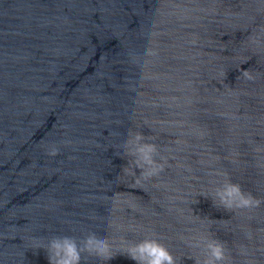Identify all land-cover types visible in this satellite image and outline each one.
Listing matches in <instances>:
<instances>
[{"label": "water", "instance_id": "1", "mask_svg": "<svg viewBox=\"0 0 264 264\" xmlns=\"http://www.w3.org/2000/svg\"><path fill=\"white\" fill-rule=\"evenodd\" d=\"M130 132L167 161L148 181ZM225 178L260 204L215 206ZM92 233L114 256L81 264L151 234L177 264L200 237L264 264V0H0V264Z\"/></svg>", "mask_w": 264, "mask_h": 264}, {"label": "clouds", "instance_id": "2", "mask_svg": "<svg viewBox=\"0 0 264 264\" xmlns=\"http://www.w3.org/2000/svg\"><path fill=\"white\" fill-rule=\"evenodd\" d=\"M154 139L145 137L140 132H130L129 138L125 141L123 147L124 155L129 157L122 172L134 177L139 183L148 181L164 171L167 161L161 157L163 162H158L155 157L158 155L157 145L145 142ZM57 149L52 148L48 155L55 156ZM135 169H139V176H136ZM226 177V174H224ZM205 195L204 193H200ZM206 196V195H205ZM217 207L230 212L235 209L256 207L260 201L252 196L250 192H244L237 183H232L225 178L222 185L215 189V196L212 200ZM203 243V258L198 256L188 257L194 261V264H224L228 259L225 255V245L223 242L209 237H200ZM124 245L123 250L119 251L126 254L136 264H177V259L171 254L168 248L163 245L155 234L147 235L142 240L129 243L121 237ZM112 241L110 237H98L96 234H89L81 244H77L72 237H54L50 240L44 249L48 264H81L82 254L87 257H94L98 260L107 261L114 255L112 253ZM199 247V243L196 244Z\"/></svg>", "mask_w": 264, "mask_h": 264}]
</instances>
